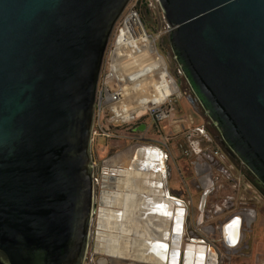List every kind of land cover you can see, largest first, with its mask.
I'll return each mask as SVG.
<instances>
[{"label":"water","instance_id":"95a60500","mask_svg":"<svg viewBox=\"0 0 264 264\" xmlns=\"http://www.w3.org/2000/svg\"><path fill=\"white\" fill-rule=\"evenodd\" d=\"M129 2L0 0V264H84L101 72ZM158 2L195 101L264 189V0ZM233 230L224 240L238 253Z\"/></svg>","mask_w":264,"mask_h":264},{"label":"rangeland","instance_id":"374dc122","mask_svg":"<svg viewBox=\"0 0 264 264\" xmlns=\"http://www.w3.org/2000/svg\"><path fill=\"white\" fill-rule=\"evenodd\" d=\"M150 8L146 20L150 23L149 26H156L162 9L156 4L151 5ZM168 36L167 34L162 37L159 45L161 53L167 60L169 70L180 87V96L176 98L173 117L161 120L159 127L153 126L149 121L150 128L146 127L143 131L137 130L138 126L141 125L140 123L133 126L135 131L132 132L127 130L126 125H122L119 127V132H115L117 136L113 140L101 137L92 145V158L96 163V166L94 165V182L95 202L97 204L92 220V229L95 226L98 227V215L103 205V193H115L116 180L120 177L124 178L120 171L127 169L130 165L135 150L141 146H155L164 152L166 159L163 174L164 185L161 186L166 196L181 201L185 210L183 242L186 244H204L208 249L212 248L219 254L221 264H236L239 259H243L244 264H250L253 258L262 257L260 254L255 256L252 254L253 247L255 245L260 246L258 238L252 239L254 227L247 238L250 245L249 250L243 254H240V251L235 253L231 249L227 251L223 241L225 219L222 217L226 211H222V207H224L223 203L230 197L235 199L237 208L228 211L229 216H233L231 214H235V212H244L247 206L262 209L264 207L261 204L256 203L254 205L252 202L247 203L242 200L243 197L253 196V192L244 191L245 182L250 181L252 183L253 177L236 158L230 157L225 150V153L221 152L227 165L232 168L234 177L240 178V181L237 184L235 181L226 179L213 182L214 178L212 177L215 169L211 168L209 164L202 167L204 163L197 161L196 155L191 153V141L193 139H199L203 149H220V143L215 139V135L219 132L213 128L212 122L208 116H205L202 107L196 103L195 96L174 58ZM189 98L192 99L195 106ZM189 135H194L191 140L188 138ZM249 176L252 178L250 179ZM255 188L256 192H260L256 186ZM204 197L205 206L201 210L200 206ZM97 234L96 232V238ZM96 238H94V244L92 240L94 245L92 264H153L131 258H111L101 252L100 240H96ZM125 241L127 242L128 239Z\"/></svg>","mask_w":264,"mask_h":264},{"label":"built area","instance_id":"2783aa9c","mask_svg":"<svg viewBox=\"0 0 264 264\" xmlns=\"http://www.w3.org/2000/svg\"><path fill=\"white\" fill-rule=\"evenodd\" d=\"M153 4L159 5L158 0H130L115 24L101 72L92 127V145L98 138L116 137L115 132H119V127L122 125H126L127 130L132 132L135 131L133 126L137 123L142 124L147 121V127L150 128V121L153 126L159 127L161 120L173 117L175 101L180 96V87L172 76L167 60L159 48L162 37L169 35L173 27L163 11L159 18L157 17L158 26H149L150 23L146 18ZM145 53L150 58L149 62L142 63L145 60L141 62L133 60L134 57L145 56ZM149 76L155 77L158 85L171 89L172 92L165 97L146 102L145 91L151 93L155 88H146L144 79ZM193 136L189 135L188 138L191 140ZM221 152L219 148L203 149L199 139L191 141V153L196 155L197 161H202L205 166L211 165L215 169L218 180H231L237 184L240 178L234 177L232 168L227 165ZM244 191L253 192V196L243 197V201L252 202L254 205L261 204L264 207V195L260 190L261 193L256 192L254 184L250 181L245 182ZM223 206L222 211L228 212L235 210L237 203L230 197L223 203ZM244 223L247 222L244 221ZM244 223L242 224V235L245 234V238L239 244L242 252L248 250L249 244L247 240L249 233L246 232L248 229ZM223 241L227 248L224 238ZM233 251L237 253L235 249Z\"/></svg>","mask_w":264,"mask_h":264},{"label":"bare ground","instance_id":"6f19581e","mask_svg":"<svg viewBox=\"0 0 264 264\" xmlns=\"http://www.w3.org/2000/svg\"><path fill=\"white\" fill-rule=\"evenodd\" d=\"M150 58L147 56V53H145V56L143 57H134L133 60L134 61H143L142 63L145 62H149ZM149 78V79H148ZM148 78L144 79V83L146 88L147 87H155L152 89V92H147V90L145 91V100L146 102L150 101L151 99H156V98H160V97H165L167 94L171 93L172 90L171 89H167V88H162L160 85H158V81L157 79H155V77L149 76ZM174 89H176V87L174 86ZM155 146H146V147H142L140 149H136L134 156L132 157V160L130 162V165L127 167L126 170H129L128 174L124 176V174H126L124 171H120V173L122 174V176L124 178H119L116 180V183L118 186H121L123 188H125V190H128V188H133V187H137L138 185H140L141 187L145 188L146 191H152L153 188L155 187V175L153 173H149L150 171L152 172L153 170H156L155 166L158 165L159 160L162 156V151L157 147V148H153ZM127 179V181L125 180ZM119 188V187H118ZM107 205L112 203L113 198L110 196V193H105L104 195ZM117 200V199H115ZM178 206H182V203L178 201L177 203ZM118 210H115L113 214H115V216L117 218H114V222L113 224L110 226H107L106 224H109L108 221V214L109 212H111V208L107 209L104 208L105 210L101 209V213L103 215H105V217L102 219V222L100 223L102 226L99 227V234L102 236V238L104 240H102V251L109 253L111 256H115L118 255V258H123V256H128L131 257L132 259H136V260H144V261H153V262H159V257L160 255H162L164 252L159 253L158 252V248L161 245L159 244H155L152 243V240L154 239L155 241L158 240L160 237L155 238L153 235L152 237H150V234L148 233V235L144 232L139 233V231H137L136 229L134 230L135 227H137V224L134 220V218H130L128 217L126 211L123 210L124 207H121L120 205H118V207H116ZM166 206L164 207H160V214L159 217H164L166 215ZM183 209V208H182ZM184 210V209H183ZM100 213V214H101ZM105 213V214H104ZM184 213V212H182ZM137 214V212H136ZM146 214V213H145ZM149 214V213H148ZM178 215V219H176V225H177V232L180 233L183 232L184 230V220L182 219L183 216L180 217L179 212L177 211ZM108 217V218H107ZM154 217V215H153ZM138 217H135V219H137ZM112 220V219H110ZM121 222L119 223L118 221ZM153 220V219H152ZM167 220L166 216L164 217V221ZM124 223V225L121 227V223ZM127 223H133L132 225H134L132 228L130 226H128L129 228H126V224ZM106 229H109L110 231L107 232ZM136 232V236H134V241H130V236H127L130 233ZM125 235V236H124ZM183 235V234H182ZM143 237L147 240H143ZM126 238H128V241L131 242V246L128 248L127 246V242L125 240H127ZM161 239V238H160ZM185 245V244H184ZM162 246V245H161ZM200 246H204V245H200ZM127 250L130 251V254H127L126 252V248ZM161 248V247H160ZM201 249L202 252L206 251V247H198ZM141 249V252H140ZM179 249V248H178ZM162 250V249H161ZM163 251V250H162ZM138 252H140V254H138ZM143 257V259L140 258V256ZM211 256V255H210ZM197 259V258H196ZM161 262L163 263L164 260L161 259ZM207 261V259H206ZM206 264V262H204V258L201 256L196 260L195 264ZM210 263V260L208 261V264Z\"/></svg>","mask_w":264,"mask_h":264},{"label":"crops","instance_id":"0c3cea01","mask_svg":"<svg viewBox=\"0 0 264 264\" xmlns=\"http://www.w3.org/2000/svg\"><path fill=\"white\" fill-rule=\"evenodd\" d=\"M142 147H146V146H141L137 149H140ZM154 149L157 148V147H153ZM162 157L165 156V154L162 152ZM202 164V163H201ZM204 166V164H202V167ZM127 175L129 170H123ZM119 187V188H118ZM117 188L119 190H125L123 187L121 186H118L117 185ZM105 193H103V205H102V208H100L99 210V215H98V224H100L102 222V213H101V209L105 210L104 208H107V209H110L111 208V213L109 212V214L107 215L109 217V219H112L110 220V226L113 224L114 222V218H117L113 213L115 210H118L117 208L116 209H113L115 207H117L118 205H120L121 207L124 205L122 203H118L117 199L119 197L117 196H112L113 200H112V203L109 205H107V202H106V199L104 197ZM161 195H163V191L161 190ZM116 201V202H114ZM179 200H177L176 198L172 200L173 202V209L171 211V223H168V222H165V223H162L160 224V228L163 229V230H167L168 231V237H167V242L165 243L168 247L167 249H165V251L163 250V247H161V249L163 250V254L160 255L159 258L161 259H165V262L164 264H195L196 263V260L199 258V257H203L204 258V262H206V264H208V261L210 260L211 258V251L210 249H208L207 246H200V244H186L183 242V235L185 234V226H184V231L180 233L177 232V225H176V219H178V215L177 214V211L180 213V214H184L182 212H185L184 207L182 205V207H179L177 205ZM181 202V201H179ZM183 208V209H182ZM246 209H244V214H238V213H235V214H231L233 216H229V213H225V215H223L222 217H224L225 219V224L223 226V236L224 238H226L227 241L229 242H232L234 241V238L231 237V233H233V235L236 237L238 234L237 232H235L233 229H237L239 226H242V224L244 223V221H249L251 222L252 224V228L254 227V235L252 237V239L254 238H258V241L260 242V246L258 245H255L253 247V255H257V254H260L262 257L260 258H256V259H252L251 263L250 264H264V208H255L254 206H247L245 207ZM101 213V214H100ZM105 214V213H104ZM119 223L121 222L118 221ZM184 222V221H183ZM124 225L123 221L121 223V227ZM171 227V228H170ZM98 230H99V227H98ZM135 230V228H134ZM183 234V235H182ZM176 235V236H175ZM127 246L128 248L131 246V242L127 241ZM129 244V245H128ZM185 244V245H184ZM204 245V244H202ZM198 247H206V251L205 252H202L200 248ZM179 248V249H178ZM126 249V252L127 254H130L131 252L127 250V247L125 248ZM103 252V251H101ZM140 252H141V249H140ZM140 252H138V254H140ZM105 255L107 256H110L111 258H117V259H122V258H118L116 257L117 255H115L114 257L111 256L109 253H106V252H103ZM141 259H143V257H141V255H139ZM123 258H131V257H128V256H123ZM197 258V259H196ZM207 259V261H206ZM144 261V260H143ZM147 262V261H146ZM153 262V261H151ZM159 263L161 264V260L159 259ZM238 264H244V260L243 259H239ZM236 263V264H237ZM163 264V263H162ZM204 264V263H203ZM249 264V263H248Z\"/></svg>","mask_w":264,"mask_h":264},{"label":"flooded vegetation","instance_id":"af4514ba","mask_svg":"<svg viewBox=\"0 0 264 264\" xmlns=\"http://www.w3.org/2000/svg\"><path fill=\"white\" fill-rule=\"evenodd\" d=\"M159 48H160V45H159ZM189 100H192V99L189 98ZM193 105L195 106V103H193ZM204 114H205V112H204ZM205 116H207V115L205 114ZM213 128L215 130H217L214 125H213ZM215 136H216L215 139L217 141H219V143H220L221 151L224 152L225 147L220 142L219 133ZM113 139L114 138H111V140H113ZM232 158H234V157H232ZM165 160H166L165 156H163V157L161 156L158 165L155 166L156 170L149 172V173H153L155 175V179H154L155 187L153 188L152 191H149V190L146 191L145 188L141 187L140 185H138L137 187L128 188V190H119L117 188V185H116L115 186V188H116L115 193H110L111 197L112 196L118 197V195H119V197L117 198V202L122 203L125 206V208H123V210L126 211L128 217H130L131 219L134 218V220L137 221L136 222L137 227H135V229L137 231H139V233L145 232L147 235L149 233L150 237H152V235H153L155 238H158V237L161 238V239L159 238L156 241L154 239L152 240V243L156 242L155 243L156 245L159 243L162 245V246L160 245L158 248L159 253L163 252L160 247H163L164 251L168 247L165 244L167 242L168 231L161 229L159 225L162 223H165V222L171 223V221H172V220H170L171 219V211L173 209V202H172L173 198H168L166 196L165 191L163 190V187L161 186V185H164V179H165L163 176L164 170L166 167V164H165L166 161ZM93 164L96 166L95 161H93ZM213 174H214V176H213ZM213 174H212V176H213L212 178H214L213 182H215V180L217 182V180H218L217 174L216 173H213ZM125 180L127 181V179H125ZM161 190L163 191V195H161ZM105 193H109V192H105ZM114 202H116V201H114ZM164 206H166V208H164V209H166V211H167L166 215H165L167 220H165V221H164L165 216L159 217L160 207H164ZM110 207L112 208V206H110ZM113 209H116V207ZM136 212H137V214H136ZM105 215L102 216V219L105 217ZM153 215H154V217H153ZM183 215L184 214H180V217ZM184 216L182 218L183 220H184ZM135 217H138V218L135 219ZM108 221H109V224H106V225L109 226V228H110V219L109 218H108ZM132 224L133 223H131V224L127 223L126 228H129L128 226H130L132 228L134 226ZM100 226H102V225L98 224V227H100ZM98 227L95 226V228L92 229V226H91L90 237H89V241H88V246H87L86 255H85V259H84V264H92V262H93L92 253H94V245L93 244H94V238H96V232L98 233L96 240L99 239L100 243H101L100 246L101 247L103 246L102 240H104V239L99 234L100 230L97 229ZM106 230H107V232L110 231L109 229H106ZM127 236H130V241L133 242L134 236H136V232L130 233ZM131 236H133V239H131ZM126 239H128V238H126ZM147 239H145L143 237L142 241L147 240ZM92 240H93V244H92ZM200 245H202V244H200ZM133 260H136V259H133ZM139 261H143V260H139ZM148 262H151V261H148ZM164 262H165V259H164ZM164 262H163V264H164ZM153 264H160V263L159 262L158 263L153 262Z\"/></svg>","mask_w":264,"mask_h":264},{"label":"trees","instance_id":"16d2710c","mask_svg":"<svg viewBox=\"0 0 264 264\" xmlns=\"http://www.w3.org/2000/svg\"><path fill=\"white\" fill-rule=\"evenodd\" d=\"M238 162H240L238 159H237ZM241 163V162H240ZM247 170V168H245ZM253 177V176H252ZM251 176H249V178L251 179L252 178ZM252 183L262 192V194L264 195V189L262 187H260L256 181H255V178L253 177V179H251Z\"/></svg>","mask_w":264,"mask_h":264}]
</instances>
